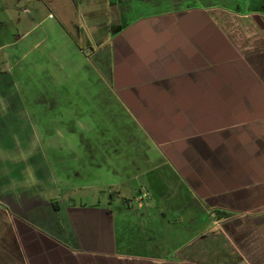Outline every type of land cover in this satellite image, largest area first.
<instances>
[{
    "label": "crops",
    "instance_id": "obj_1",
    "mask_svg": "<svg viewBox=\"0 0 264 264\" xmlns=\"http://www.w3.org/2000/svg\"><path fill=\"white\" fill-rule=\"evenodd\" d=\"M134 6L103 72L72 49L44 90L0 17V264H264V0ZM91 190L136 203L133 234L174 254L120 252L113 200L73 205Z\"/></svg>",
    "mask_w": 264,
    "mask_h": 264
},
{
    "label": "rangeland",
    "instance_id": "obj_2",
    "mask_svg": "<svg viewBox=\"0 0 264 264\" xmlns=\"http://www.w3.org/2000/svg\"><path fill=\"white\" fill-rule=\"evenodd\" d=\"M123 1L125 0H0V17L4 16L5 22L8 19L9 26L7 27L13 29L11 39L17 41L14 53L16 56L21 54L27 56L25 65L29 64L28 73L30 74L27 80L29 87L44 90V69L49 79L48 84H58L55 78L59 76L60 65L64 60L63 54L72 49H76L78 57L81 53L82 57L92 62L97 71L103 72L100 64L107 53V49L103 48L104 37L110 38L127 22L145 13L141 8L134 6L129 14H122ZM112 7L118 14L116 23H111L108 17ZM49 14L51 17H48ZM50 28L55 33L50 31ZM40 41V45L31 49L35 43ZM47 51L51 53L50 57L47 56ZM4 57L3 52L0 51V70L7 66ZM78 57H75L73 61L78 60ZM53 58L57 60L53 61ZM44 59L46 60L45 67ZM16 68L23 69L21 64H18ZM85 193L73 195L71 197L75 202L73 205L99 209L110 199L113 200L111 208L116 214L115 223L118 228L121 227V220L128 221L130 233L115 236L120 252L137 254L149 251L154 252L161 259L174 254L167 248L164 235H151L157 240H155L156 243L152 241L148 244L145 241L146 245H142L141 235L133 234V224H135L137 213L136 203L117 200L114 193H107V191L101 193L91 190ZM129 198L132 200V197Z\"/></svg>",
    "mask_w": 264,
    "mask_h": 264
},
{
    "label": "trees",
    "instance_id": "obj_3",
    "mask_svg": "<svg viewBox=\"0 0 264 264\" xmlns=\"http://www.w3.org/2000/svg\"><path fill=\"white\" fill-rule=\"evenodd\" d=\"M55 207V204H54ZM207 210L209 212V214L215 218V219H224V218H229L233 215L232 212L229 211H225L222 209H217V208H209L207 207Z\"/></svg>",
    "mask_w": 264,
    "mask_h": 264
}]
</instances>
